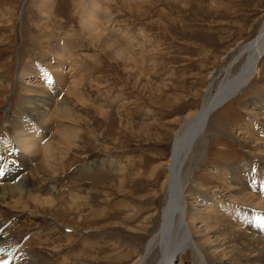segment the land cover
I'll return each mask as SVG.
<instances>
[{
  "label": "rangeland",
  "instance_id": "obj_1",
  "mask_svg": "<svg viewBox=\"0 0 264 264\" xmlns=\"http://www.w3.org/2000/svg\"><path fill=\"white\" fill-rule=\"evenodd\" d=\"M263 21L264 0H0V170L21 155L2 147L11 122L38 126L23 101L55 91L64 104L38 126L53 153L0 189V262L133 264L159 223L175 130L242 67ZM210 123L184 178L199 255L264 264V56ZM231 173L256 176L252 201H235ZM180 255L166 263L199 264Z\"/></svg>",
  "mask_w": 264,
  "mask_h": 264
},
{
  "label": "bare ground",
  "instance_id": "obj_2",
  "mask_svg": "<svg viewBox=\"0 0 264 264\" xmlns=\"http://www.w3.org/2000/svg\"><path fill=\"white\" fill-rule=\"evenodd\" d=\"M239 56L245 57L242 67L239 70H237V72L234 73V75L232 74V76L223 79L220 82V84L215 88L214 92L208 95L203 100L202 104L197 109V111L192 115V117L189 120L183 121L179 125V127L175 130L171 144L168 169H166L167 171L166 177L169 180H166L164 184L165 185L164 203L160 210L159 223L153 229L149 230L148 232L149 238L146 244L143 246L144 248L143 250H141L140 255L136 258L133 264H145L146 258L152 252L153 253L155 252L154 253L155 257H153L154 262L152 264H167L166 260L171 261L174 255L178 257L181 256L180 254L184 252H189L190 254H192L197 259V261H199V264L200 263L203 264V262H205L204 260L205 257L202 258L201 255H199L200 253L199 248L201 247L198 248V245L196 244L197 241L195 242V240L193 239L192 227L189 225V221L187 220V219L191 221L194 219L199 220V218H195L196 216H193L194 212H192L191 210L192 207L188 208L185 205L184 197H186V194H184L185 192L184 187H185V181L187 182L189 180L188 177L186 178V180H184V178L186 177V175H188L187 170L190 169L191 166H193L196 163L194 161L192 162V158L194 154L200 152V150L205 145L206 139H208L209 136H211L210 135L211 132H213L210 123V117L211 114L213 113V110L216 108V106H219L222 102L235 98L238 94H240L243 91L244 88L248 87V84L253 78L257 69V64L260 58L264 56V21L262 22L256 37L251 39L249 42H247L246 46H244L239 51ZM56 93L57 92L55 91L52 94L48 92L47 93L48 95H46L47 97L43 99L38 97L35 98L34 100L32 99V101H34L32 103L33 105L31 104V101H23L24 105H22V107L25 110V112L30 116L29 120L36 121L38 123V126L42 124V127L46 128L47 117L51 115L50 114L51 106H53V108L60 109L59 105H64L62 104L63 103L62 97L58 98L57 97L58 95ZM11 125L12 127L10 128L12 131L9 136V139H5L3 141L2 147H5L6 152H9V150H14L17 155H19L20 153L21 155L17 160L18 163L15 165L16 167L13 166L12 164L10 166L3 167L1 169L2 171L0 170V189H2V191H6L5 193L12 190L11 184H13V182L16 185L23 187V185L21 184L23 179L21 177L16 178V176L19 174L22 168L27 167L26 165L28 164V161L33 160L34 154L38 153V151L40 150L43 151V153L48 154L49 150L51 153L52 152L51 148H53L52 147L53 142L50 138H48L45 142L42 143L37 142L38 139L42 138L43 136L44 131L41 130V127L39 128L38 126L33 124L30 125V123L26 121L18 122V120L16 119L11 122ZM56 140L54 142H56ZM52 157L53 156H51V158ZM54 157L56 158V156ZM41 159L42 158H40V160ZM249 167L251 168L252 171L256 172L254 163H249ZM115 171L117 170L115 169ZM251 176L252 174H249L248 177ZM11 178H15V180L12 183L9 182ZM255 179L256 176L253 175L252 181L248 179L247 181L245 180L243 182L241 179L237 178L234 174L232 173L230 174L229 180L233 182V185H231L229 190L235 196H237V198H239L235 200L236 202L243 204V203H247L248 200L252 201L249 198H252L254 195L252 196V194L246 191V186L250 182H254ZM258 179H260V175L258 176ZM189 183L191 184V180L189 181ZM22 191H23L22 188L19 189V194H21ZM33 199L39 202L37 198H33ZM259 201L261 200H258V202ZM241 208L242 206H240L239 209ZM217 212L220 213V210H218ZM212 214L214 215L215 213ZM230 216H233V218H240V220H242V215H237L235 213H232L230 214ZM206 219L207 217H205L204 215V219L202 220L200 219L201 224L202 222L204 223ZM210 229L211 228H209V230ZM82 254L78 253L77 256L79 257ZM201 254H203L204 256L202 250H201Z\"/></svg>",
  "mask_w": 264,
  "mask_h": 264
},
{
  "label": "snow or ice",
  "instance_id": "obj_3",
  "mask_svg": "<svg viewBox=\"0 0 264 264\" xmlns=\"http://www.w3.org/2000/svg\"><path fill=\"white\" fill-rule=\"evenodd\" d=\"M50 79V78H49ZM0 264H7V262L6 261H4V262H0Z\"/></svg>",
  "mask_w": 264,
  "mask_h": 264
}]
</instances>
